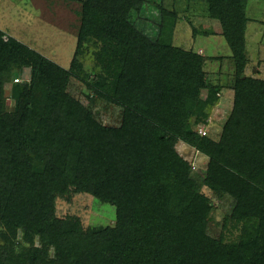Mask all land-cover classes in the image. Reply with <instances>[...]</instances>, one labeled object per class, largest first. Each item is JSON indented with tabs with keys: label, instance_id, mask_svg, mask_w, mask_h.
Here are the masks:
<instances>
[{
	"label": "trees",
	"instance_id": "1",
	"mask_svg": "<svg viewBox=\"0 0 264 264\" xmlns=\"http://www.w3.org/2000/svg\"><path fill=\"white\" fill-rule=\"evenodd\" d=\"M205 1L236 62L219 140L199 133L218 87L206 84L203 56L174 47L164 21L177 17L162 5L154 37L134 20L145 0H86L69 70L0 30V264H264V80L243 75L251 0ZM94 34L102 67L91 78L79 57ZM24 68L31 81L10 110L7 74ZM73 77L123 110L120 127L67 94ZM179 142L209 159L205 172ZM204 188L228 209L217 237ZM74 194L115 206L116 226L59 218L57 200Z\"/></svg>",
	"mask_w": 264,
	"mask_h": 264
},
{
	"label": "rangeland",
	"instance_id": "2",
	"mask_svg": "<svg viewBox=\"0 0 264 264\" xmlns=\"http://www.w3.org/2000/svg\"><path fill=\"white\" fill-rule=\"evenodd\" d=\"M148 2L134 22L138 29L150 36H157L161 20V8L167 13L176 14V19L166 15L165 25L172 32L174 47L192 51L206 60L204 68L206 84L218 87L216 103L211 110L208 123L204 128L214 140H219L223 127L233 111L234 80L236 62L232 51L223 36L222 28L209 14L205 0H145ZM86 0H0V30L4 39L13 37L23 45L38 52L50 61L69 70L76 55L79 35L82 30L84 4ZM247 15L249 22L246 32L247 66L244 76L264 80V1L251 0L248 3ZM173 22V23H171ZM89 36L85 43V56H80L82 76L101 72L97 60L103 42ZM9 81L4 87V97L10 110L16 108L23 84L31 81L30 69H14L7 74ZM21 79V83H16ZM18 84V85H15ZM67 94L80 101L98 120L110 127L122 125L123 110L105 101L100 96H93L85 84L73 77L68 84ZM207 92L203 91L206 97ZM178 152L197 167V172H205L209 159L196 152L195 149L179 142ZM204 193L213 200L214 222L212 228L217 237L222 231V225L228 209L223 205V199L217 198L209 189ZM56 214L59 218L74 216L84 230L115 227L117 224V209L103 203L89 194H74L71 201L59 198L56 202ZM226 233V234H225ZM227 238L235 234L225 231ZM236 233V232H234Z\"/></svg>",
	"mask_w": 264,
	"mask_h": 264
},
{
	"label": "built area",
	"instance_id": "3",
	"mask_svg": "<svg viewBox=\"0 0 264 264\" xmlns=\"http://www.w3.org/2000/svg\"><path fill=\"white\" fill-rule=\"evenodd\" d=\"M15 82L16 83H20L21 82V79H16ZM199 133L202 134V135H204V136L207 134L206 130H204V129H200L199 130ZM196 169H197V167L195 165H193V170H196Z\"/></svg>",
	"mask_w": 264,
	"mask_h": 264
}]
</instances>
